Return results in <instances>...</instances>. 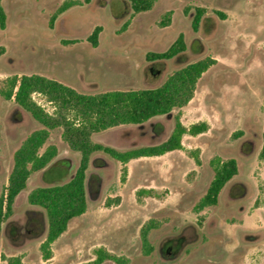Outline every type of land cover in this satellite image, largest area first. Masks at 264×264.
<instances>
[{
	"label": "rangeland",
	"instance_id": "rangeland-1",
	"mask_svg": "<svg viewBox=\"0 0 264 264\" xmlns=\"http://www.w3.org/2000/svg\"><path fill=\"white\" fill-rule=\"evenodd\" d=\"M67 1L3 0L7 14L0 30V78L41 75L82 94L141 90L160 86L182 67L207 57L216 63L199 79L192 100L171 114L141 125L93 134L94 143L126 151L166 141L180 115L184 126L205 122L208 130L185 135L183 150L143 157L124 166L97 152L87 178L88 208L74 218L44 260L48 231L44 209L28 203L37 187L70 180L80 153L66 142L64 128L50 132L44 147L58 155L33 173L0 233V264H82L104 247L130 264H264V0H157L152 10L134 14L127 0H77L81 4L50 20ZM196 8L206 10L194 28ZM171 12V22L163 26ZM129 22L127 28L123 26ZM96 27L97 47L89 42ZM182 34L186 50L169 60H149L165 52ZM72 41V43H70ZM34 100L54 114L46 99ZM41 126L13 101L0 96V196L8 184L13 157ZM199 151L200 163L189 154ZM215 157L235 159L238 174L224 187L216 206L196 212L214 172ZM152 189L158 197L140 195ZM111 201L110 206H106ZM159 223L149 235L145 255L141 229ZM105 264H114L111 261Z\"/></svg>",
	"mask_w": 264,
	"mask_h": 264
},
{
	"label": "trees",
	"instance_id": "trees-1",
	"mask_svg": "<svg viewBox=\"0 0 264 264\" xmlns=\"http://www.w3.org/2000/svg\"><path fill=\"white\" fill-rule=\"evenodd\" d=\"M89 2L90 0H86ZM134 14L152 10L157 0H127ZM80 1H67L50 20L53 26L56 18L80 5ZM206 10L196 8L193 19L194 28L199 24ZM172 13L165 16L163 26L171 22ZM127 22L123 26L125 30ZM7 14L0 0V30H5ZM101 27H96L89 37L93 47L98 45V37ZM72 43V41L70 42ZM186 43L182 34L161 53H147L149 60H169L186 50ZM5 54V48L0 46V57ZM216 60L210 57L190 63L171 74L160 86L141 90H114L97 94H82L56 80L47 77L33 75H12L0 78V96L6 101H13L23 111L28 113L41 128L32 132L21 144L13 157V168L9 175L8 184L0 196V233L4 222L14 212V204L17 197L27 188V183L33 173L46 170L56 159L58 150L55 146L44 147L50 137V132L56 128H64V137L69 146L80 153L81 159L74 176L63 183L44 187H37L28 195V203L45 210L48 220V231L45 241L41 244V253L44 260H50L53 256L52 246L59 237L67 231L69 223L74 218L86 213L88 208L87 178L91 156L102 152L112 159L120 162L123 173L127 174L126 165L143 157L163 156L167 153L183 150V138L185 135L197 136L208 130L205 122L196 123L190 127L183 125L180 115L175 117V127L169 138L157 145L143 146L126 151H118L112 147L94 143L93 134L106 131L111 128L127 125H141L149 120L171 114L175 109L186 106L193 98L199 79L207 72ZM35 94L43 96L54 108V114L48 113L33 98ZM72 117L70 123L67 119ZM97 118L93 120V117ZM58 117V118H54ZM86 126L74 128L73 123L81 119ZM189 154L200 163L199 151ZM264 160V132L262 135V147L259 154ZM210 165L214 176L207 189L195 207L196 212L216 206L224 187L238 174V165L235 159L223 160L215 157ZM140 195L158 197V193L152 189L139 191ZM107 201L106 206H110ZM159 223L149 220L141 229L142 249L145 255H150L153 247L149 241L152 230L158 228ZM95 258L82 264H105L108 261L114 264H130V260L124 256H116L108 252L104 247L94 250ZM8 264H24L21 258H10Z\"/></svg>",
	"mask_w": 264,
	"mask_h": 264
},
{
	"label": "clouds",
	"instance_id": "clouds-1",
	"mask_svg": "<svg viewBox=\"0 0 264 264\" xmlns=\"http://www.w3.org/2000/svg\"><path fill=\"white\" fill-rule=\"evenodd\" d=\"M54 118H58V117H54ZM97 117L94 116L93 117V120H95ZM68 121L71 123L72 122V117L71 116H68L67 117ZM86 126V124L84 122H82V118L81 119H77L74 123H73V127L74 128H81V127H84Z\"/></svg>",
	"mask_w": 264,
	"mask_h": 264
}]
</instances>
